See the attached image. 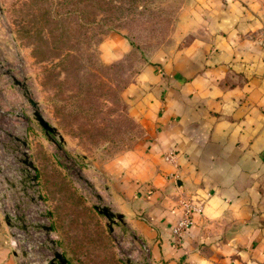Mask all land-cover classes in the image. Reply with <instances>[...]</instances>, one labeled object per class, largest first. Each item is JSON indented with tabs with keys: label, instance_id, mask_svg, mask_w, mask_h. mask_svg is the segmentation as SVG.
<instances>
[{
	"label": "crops",
	"instance_id": "obj_1",
	"mask_svg": "<svg viewBox=\"0 0 264 264\" xmlns=\"http://www.w3.org/2000/svg\"><path fill=\"white\" fill-rule=\"evenodd\" d=\"M101 44L107 60L130 49L120 32ZM125 92L144 135L103 171L132 260L264 264V0H184ZM185 199L202 210L177 242ZM14 231L0 211V264L22 262Z\"/></svg>",
	"mask_w": 264,
	"mask_h": 264
},
{
	"label": "rangeland",
	"instance_id": "obj_2",
	"mask_svg": "<svg viewBox=\"0 0 264 264\" xmlns=\"http://www.w3.org/2000/svg\"><path fill=\"white\" fill-rule=\"evenodd\" d=\"M183 2L151 0L154 8L148 12L154 11L165 20V24L157 31L159 26L152 20L142 22L148 35L138 41L141 48L147 51L148 57L172 41L177 12ZM141 4L145 5L144 1ZM34 8V0H0V211L4 208L14 212L16 204H20V213H24L28 221H44L53 225L57 218L50 211L56 213L55 205L59 201L62 204L57 213L65 214L70 207L65 200L69 193L67 186H72L84 197L87 205L95 208L100 223L109 229L114 245L110 248L107 246L106 251H112L113 247L126 263L127 257L137 245L133 234L125 230L122 232L119 227L111 230L108 218L99 212L95 204L99 203L96 192H100L104 197L102 203L112 206L103 171L105 163L134 146L144 135L137 120L132 122L129 117V102L125 92L142 66L141 63L128 59L126 55L113 60L102 56L101 43L113 37L116 32L128 35L129 27L114 25L97 33L89 31L90 45L86 47V52L95 56L96 63L87 62L90 64L87 68L92 69V73L87 75L89 90L83 96L73 75L65 69L61 55L52 49L45 50L46 56L43 59L41 54L38 57L35 55V48L40 51H44V48L39 46L33 34L39 25H44L42 18L36 17ZM141 8L144 9L143 6ZM47 31L44 26L41 30L43 38L48 36ZM52 43L46 39L43 41L48 46H52ZM112 63L116 65L110 66ZM8 68L13 69L19 78H26L32 95L40 101L42 112L64 134V143L57 144L49 139L45 129L34 117L33 106L25 96L24 89L3 72ZM18 112H23L24 116L18 115ZM21 127H26L27 131L23 132ZM119 127L124 128L121 134L116 132ZM12 134L23 135L28 145L24 146ZM24 150L28 151L37 166L33 172L39 176V192L45 200L34 202L21 189L23 184L19 179L23 176L22 168L26 166L22 161ZM54 171L64 175L70 185H66V181L61 182V176ZM80 174L89 178L96 188L80 178ZM9 180L17 182V187L8 189ZM28 191L34 193L30 188ZM3 192L7 193V197L3 196ZM39 211H46L49 216H41ZM85 222L89 223L93 231L97 228L95 219L89 218ZM16 232L14 241L17 243L14 247L19 254L24 246L32 253L31 256L43 263L53 254L43 228L31 227L29 233L20 229ZM53 236L58 240L59 248L65 251L60 242L61 232L54 228ZM24 237H27L26 241L22 240ZM144 251L148 255V251ZM21 258L25 260L22 255Z\"/></svg>",
	"mask_w": 264,
	"mask_h": 264
},
{
	"label": "trees",
	"instance_id": "obj_3",
	"mask_svg": "<svg viewBox=\"0 0 264 264\" xmlns=\"http://www.w3.org/2000/svg\"><path fill=\"white\" fill-rule=\"evenodd\" d=\"M142 1L145 5L141 4ZM148 1L151 2V0H34V13L38 19L42 18V24L48 29L46 38L41 35L44 26L39 25L38 30L35 29L33 36L37 38L39 46H43L44 51L35 48L34 53L37 57L41 54L42 59L46 56L44 54L46 49L55 50L56 54L61 55L65 69L73 75V79L85 96L89 90L87 75L92 70L87 68L90 66L87 62L96 63L95 56L86 52V47L90 45L88 42L91 37L90 32L97 33L114 25H126L129 27L126 37L131 44V48L125 54L126 57L140 62L141 65L149 59L147 51L141 48L138 41L148 35L147 29L142 27V22L152 20L159 26L158 31L164 26L165 20L154 11L148 12L154 8ZM142 6L144 9L141 8ZM45 39L54 44L52 43V46L43 44ZM114 65L116 63L110 64V66ZM129 117L132 122L135 121L131 115ZM116 132L121 134L124 128L119 127ZM54 173L61 176V182L67 180L59 171ZM65 184L70 185L68 181ZM67 188L69 193L66 194L65 200L69 202L67 203L69 209L65 214L57 213L62 204L58 201L55 205L56 213L52 211L50 213L56 215L57 221L53 223V227L62 234L60 242L65 247L64 252L69 261L74 264H126L113 247L112 251H106L107 246L110 248L114 245V239L109 229L100 223L95 208L87 205L84 197L78 194L74 187L67 186ZM62 191L65 189L62 188ZM89 218L97 222L94 231L88 226L89 223L85 222Z\"/></svg>",
	"mask_w": 264,
	"mask_h": 264
},
{
	"label": "water",
	"instance_id": "obj_4",
	"mask_svg": "<svg viewBox=\"0 0 264 264\" xmlns=\"http://www.w3.org/2000/svg\"><path fill=\"white\" fill-rule=\"evenodd\" d=\"M6 74H9L13 80L14 83L17 85H20L24 89V94L27 97L30 105L33 106V115L34 117L39 121V123L42 125V127L45 129V133L49 137V139L53 140L57 144H61L65 142L64 134L59 130L57 125L53 124L42 112L40 101L35 98L32 95V92L30 90V87L27 83L26 78L21 79L19 78L13 69L8 68L3 71ZM20 116H24L23 112L17 113ZM21 130L23 132L27 131L26 127H21ZM15 139L20 140L24 146L28 145V141L25 139V137L12 134ZM58 136V139L56 138ZM24 154V158L22 161L26 164L25 167L22 168L23 176L20 178V182L23 184L22 191L27 195L32 201L39 202L40 200H45V197L43 194H41L39 191V176L36 172H33L37 168L34 161L30 158V155L27 150L22 151ZM80 178H83L90 186L93 188H96L94 183L84 175L80 174ZM28 180V181H26ZM10 185L8 186V189L17 187L18 183L15 181L9 180ZM28 188L32 189L34 193H30L28 191ZM4 197H7V193H2ZM96 196L99 199V203L95 204V207L99 210L100 213L104 214L108 218V226L111 230H114V224L118 222V220L123 219V214L121 212H117L113 209L111 205L102 203L104 197L100 192H96ZM16 210L13 212L11 210L2 209L4 212V218L6 223L11 228H17L22 231H25L26 233L30 232V228H43L45 230V234L47 235V239L50 242L48 244L49 248L53 252L51 256L47 258V260L43 264H71L69 262L68 257L64 253V251L59 248L58 240L53 236L54 227L51 223L44 222V221H36V222H30L28 221V218L25 216L24 213H20L22 206L20 204H16ZM41 216L48 217V213L46 211H39ZM14 236H17V232H12ZM23 241L27 240V237L22 238ZM25 260H22L21 264H33L30 262V251L29 249L25 248L24 246L21 247V253H20ZM127 264H136L130 256L126 259ZM138 264H148L147 262L144 263H138Z\"/></svg>",
	"mask_w": 264,
	"mask_h": 264
},
{
	"label": "built area",
	"instance_id": "obj_5",
	"mask_svg": "<svg viewBox=\"0 0 264 264\" xmlns=\"http://www.w3.org/2000/svg\"><path fill=\"white\" fill-rule=\"evenodd\" d=\"M183 215L180 217L179 221L173 228V233L177 242H182L187 230L193 224L194 219L193 215L196 211L202 210V205L196 203L192 200L185 199L183 200ZM149 258V257H148Z\"/></svg>",
	"mask_w": 264,
	"mask_h": 264
},
{
	"label": "bare ground",
	"instance_id": "obj_6",
	"mask_svg": "<svg viewBox=\"0 0 264 264\" xmlns=\"http://www.w3.org/2000/svg\"><path fill=\"white\" fill-rule=\"evenodd\" d=\"M84 180V179H83Z\"/></svg>",
	"mask_w": 264,
	"mask_h": 264
}]
</instances>
